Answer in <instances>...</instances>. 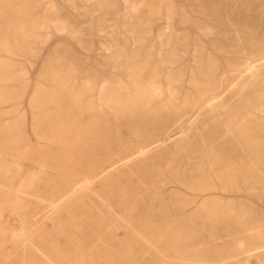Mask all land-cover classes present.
<instances>
[{
  "label": "rangeland",
  "instance_id": "1",
  "mask_svg": "<svg viewBox=\"0 0 264 264\" xmlns=\"http://www.w3.org/2000/svg\"><path fill=\"white\" fill-rule=\"evenodd\" d=\"M213 2L217 5H212ZM0 3V32L4 31L8 21L10 25L13 23L12 26H15L18 30L15 38L4 40L6 44L2 43L0 45V48H2L0 49V82L3 81L2 84L0 83V92H2L0 93V164H3V162L9 164L5 170H2L0 165V171L2 170L0 172V264H65L67 262L68 237L66 230L63 229L66 222V210L61 208V211L59 210V213L53 215L50 220L45 218L43 209L53 200L51 198L53 189L62 187L61 185L68 178L73 179V175L83 172L84 169L81 168L83 160L76 154L81 151H77L78 144L88 140V138L94 140L96 137V139L102 141L103 137H107L104 134L99 138L100 134L97 136L86 134L84 130H95L99 127L102 128V131L105 130L104 133L110 139H115L116 136L118 137V128L120 130L131 129L132 131L145 128L139 122L127 126V119L124 120V117L120 119L121 121L116 122L117 120L112 115L106 116L103 114L107 109L105 111L101 105V99L111 96L112 98L118 97L121 94L120 89L126 90L128 97L132 98L136 94L135 91L141 88H157V96L161 95L162 99L159 97V101L162 100V102L169 98L168 95L171 89L173 94L178 95V97L181 96L180 99L178 98L179 103L184 101L183 97L185 99L188 96L187 99L193 98L194 89H207L203 93L202 99L204 100L211 97L216 98L210 102H208L209 99L205 102L203 100V105L198 104L195 108L192 106L193 111L190 108L187 111L185 110V113L183 112L185 115L182 114L183 117L177 125H180L182 121V124H186V131L177 133L175 136L177 137L176 141L169 142L168 140L164 143L158 142L151 145L148 147L149 150H145L148 152L139 160H134L135 162L133 161L125 168L115 170L116 173L110 172L116 174L119 179L112 178L114 175L112 176L110 173L102 178L95 179L90 189L84 191L78 199L81 198L84 201L86 197L92 195L91 198L93 197V199L88 198V202L95 200L94 202L101 203L100 201L110 195L109 200L116 198L112 195L117 194L114 191L121 190L126 186H136L143 189L142 186L146 184L148 187L165 184L164 186L167 188L177 189L181 193L171 198L158 194H154L155 199L152 200L146 197L142 205L136 207L139 210L135 211L136 214L143 216L147 210L150 215L156 214L158 208H161L160 204L174 208H184L189 212H186L187 216L188 214L194 216L195 236L193 235L191 240L188 239L185 243L190 246L194 245V251L203 250L208 255L216 256L218 261L215 264H264L260 263L258 251L250 253L252 256L245 253L235 254L231 251L228 245H230L231 239L237 236L235 235L237 228L232 221L223 224L224 226L214 223L213 226L216 227L214 229L208 228L207 225H205V229H201L199 225L209 213L214 212L222 215L225 212H238L239 209L244 207L241 210L247 216L246 223L252 226L258 225V232L264 233V166L261 167L262 185L250 189L251 184L244 185V187L243 184H237L235 188H228L229 191L224 192L226 186L223 183H218L217 180L208 177L210 173L207 168V160L201 159L195 153V158L190 155V151L192 153L195 149V152L197 150L196 146L200 144V141L203 142L202 139L205 136L207 138L204 141L211 142L208 132L211 133L213 126H211L212 121L209 118L211 116H208V114L215 113L212 109L214 108V102L221 105L220 110L225 109L223 107L234 105V108L226 107V109L236 111L242 106L241 103L243 102H238L241 97H237L234 92L248 88V83L251 80L247 79L250 71H247L246 67L252 63V60H245L246 57L242 53L250 55L253 48L251 43L261 40V36H254L251 32L263 33L257 29L256 23L253 21L256 2L252 1L249 4V11L246 10L247 3H245V0H0ZM213 11H216L217 14H214ZM218 16L222 18L223 22ZM249 16L252 18L247 23L250 30L244 26L246 21H242ZM16 17L17 19H15ZM236 19L240 20V24L237 23ZM224 26L227 27V34L225 35L226 32L222 33L226 29ZM226 35L229 36V40ZM243 39H245L244 42ZM250 39H252V42ZM234 50L236 53H240L236 54ZM53 77L54 79H52ZM56 80H60L61 84L66 89L70 88L73 93L79 92L78 94L82 95L80 100L84 99L80 102L83 105L88 103L95 106L97 110L95 109L93 115L97 113L98 115L89 117L81 115V119L74 120L73 117L76 116L65 110L69 100L58 95V98L56 97L58 100L56 98H52L55 100L51 99L53 103L39 106L41 105L39 102H44L43 97L50 94L49 92L57 93L59 91L56 87ZM151 83L152 85H150ZM11 96L15 98L12 99ZM41 96L42 98H40ZM232 97L234 98L233 101ZM5 98H8V101ZM243 98H246V96L241 99L244 100ZM225 102L228 103L224 104ZM231 102H234V104ZM155 103V105H158L157 102ZM205 104L208 105L205 106ZM64 111L67 112L65 116ZM162 112L163 114L160 113L159 115V117L161 116V118H158L159 120L166 117V111L162 110ZM199 112L201 113L199 114ZM194 114L196 115L194 116ZM89 119L92 121L100 119L101 123L99 120L97 122L100 125L98 123L95 125L93 121V126H90V124L85 126L84 124ZM171 119L169 121H172ZM164 120L166 119L161 121ZM66 122L69 123L66 125ZM70 123H73V125ZM206 124L210 125L209 128ZM94 125L96 128H94ZM115 129L117 130L113 131ZM172 129L173 127H171ZM66 130L69 133H64ZM107 130L116 134L112 135L110 131L108 134ZM121 136H124V134H119V137ZM126 136L133 137L131 134H125ZM167 137L164 135L161 140H165ZM225 137L226 135L221 138L216 137L219 140L215 138L216 140H213L214 144L212 143L211 148L220 150L221 148H218L222 143L221 140ZM9 138L13 139V142ZM133 139H135V136ZM7 144L10 145V150ZM191 144L194 145V148L189 150ZM226 144L228 146L222 149L231 152L228 151L231 145ZM15 146H20V149ZM184 150H187L188 153ZM207 151V153L210 152L209 149ZM12 154L14 156H9ZM185 157L188 159H185ZM197 163L201 166L206 164L205 167L203 166L204 171L200 172L201 175H199V172V174L196 173ZM129 169L131 170L129 171ZM205 170L208 174L205 173ZM185 173L189 176L187 177ZM192 174L194 177L191 176ZM190 177L193 180H190ZM177 178L184 180L185 185L178 184ZM174 179L176 182H174ZM137 180H139L138 183ZM140 181L142 182L140 183ZM99 182L102 191H98ZM132 182L135 185L131 184ZM92 187L95 192L92 191ZM188 188H192V190ZM152 190H155V188ZM234 190L237 191L234 192ZM36 192H39V194ZM103 195H106L105 198ZM100 197L101 199H97ZM96 208L94 206V210L97 212ZM174 214L180 215L179 211L174 212ZM186 214L183 216L186 217ZM22 218L28 224V228L14 233L11 228L17 227ZM253 223L257 225H253ZM55 225H60V227ZM223 227H227V229L223 230ZM202 230L204 231L202 232ZM98 231L101 232L99 229H93L91 235L96 237ZM14 234H21V238H14ZM245 235L247 236V234ZM245 235L242 236L243 239H247ZM218 236L221 237L218 238ZM262 236L264 237V235ZM263 240L264 238L260 242L262 247H264ZM222 244L223 246H221ZM111 257L114 259L117 255ZM139 257L140 261L136 264H151L149 259L151 257L157 258V254L144 253L143 256L140 254ZM94 264H107V262H95Z\"/></svg>",
  "mask_w": 264,
  "mask_h": 264
},
{
  "label": "bare ground",
  "instance_id": "2",
  "mask_svg": "<svg viewBox=\"0 0 264 264\" xmlns=\"http://www.w3.org/2000/svg\"><path fill=\"white\" fill-rule=\"evenodd\" d=\"M252 1L256 2V4H255L256 8L254 11L255 14H254V18H253L254 20L253 21L256 23L257 29L261 30L263 33L258 34V33L251 32L254 36H256V35L261 36V40L259 42H252L251 41L252 39H250V41L252 42L251 45L253 47L251 50V54L248 55L244 52L242 53V54H244V57H246L245 60H247V59L252 60V63H250L246 67V70L250 71L249 75L247 76V79L251 80L248 83V88L247 89H240L238 91L236 90L234 92V94L239 98L246 96V98H243L244 100H242L241 98L238 100L239 103L243 102L244 104L241 103L242 106H240L239 109L235 108L238 111L237 110L233 111V109L232 110L231 109L227 110V109L232 108L234 105H232V107L226 106V107H228L227 109H226V107H223L225 109L220 110V108H222L221 105H218V102L217 103L214 102V108H212V109H213V112H215V113L211 112L212 115L208 114V116H211L209 118L212 121L211 126H213L211 133L208 132V137L211 139V142L210 141L207 142L206 140L204 141V139L207 138V136H205V138L202 139L203 142L200 141V144L198 146H196L197 150L194 152V150H195L194 149L192 153L190 151V155H192V157L196 156L195 154H197V156L201 157V159L203 158V159L207 160V162H208L207 168H208L209 173H210L208 175V177L213 178L214 180H217L218 183L219 182L223 183V185L226 186V188H227V189L225 188V190H223L224 192L229 191L228 188H230V189L232 187L235 188L237 184H243V187H244V185L251 184L250 189L256 188V187L263 184L262 183L263 182V179H262L263 176L261 175L262 174L261 173V171H262L261 167L264 166V0H245V3H247L246 4V6H247L246 10L247 11H249V4H251ZM211 4L217 5V3H215V2H213ZM6 11L8 12V10H6ZM133 13H135V12H133ZM213 13L217 14L216 11H213ZM29 14H30V12H29ZM31 14H32V11H31ZM13 15H14V13H13ZM6 16H8V15H6ZM23 18H24V16H23ZM218 18H220V17L218 16ZM15 19H17V17ZM250 19H252V18L249 16V17H246L244 20H242V21H246V25H244V26L249 30H250V27L247 26V23ZM220 20L223 22L222 18H220ZM216 21H217V17H216ZM236 21H237V23H239L240 20L238 21V19H236ZM5 23H7V22H5ZM12 24L10 25L9 21H8V25L5 26L4 31L0 32V45H2V43H5L4 40H10V38L16 37L18 30L16 29L15 26H12ZM225 28H226L225 31L222 32V33L226 32V33H224V35L227 34V31H226L227 27H225ZM19 29H20V27H19ZM228 35H226V36H228ZM223 36H221V37H223ZM225 37H224V39H225ZM228 40H229V36H228ZM244 40L245 39H243V42H244ZM25 44H24V46H25ZM0 49H2V48H0ZM28 49L32 50L31 48H28ZM224 49H226V48L224 47ZM229 52H230V50H229ZM231 52H233V51H231ZM234 52H235V50H234ZM1 53H3V52H1ZM237 53H240V52H237ZM9 55H11V54H9ZM134 60H136V59H134ZM255 62L257 64H253ZM212 67H209V68H212ZM212 70H214V69H212ZM56 72H57V69H56ZM55 74H57V73H55ZM55 74H54V76H55ZM44 78H45V76H44ZM52 79H54V77ZM8 81H9V79H8ZM2 82H0V83L2 84ZM4 82H6V81H4ZM6 83L8 84V82H6ZM61 83L62 82H60V80L57 81L56 87H58L59 91L57 90L58 91L57 93L56 92H52V93L49 92L50 94H47L45 97H43L44 102H42V101H40L41 103L39 102V104H41L39 106L51 104L50 103V102H52L51 99L56 98L58 95L61 97L63 96V97H65V99L69 100V103L67 102L68 105L66 106L67 109L65 107L64 108H65V110H68L74 116H76V117H73L74 120L81 119L80 118L81 115H84L87 117L98 115V113L93 115V113H95L94 111L97 110L95 106L88 104V103H87V105H83L82 102H80L81 100H84V99L80 100L82 95L80 96L78 94L79 92L75 94L72 92V90L70 88H69L70 90L66 89ZM196 84H199V83H196ZM150 85H152V83ZM5 86H7V85H5ZM206 90L207 89H194V97L193 98L190 97L191 99H187L189 96L186 99H185V97H183L184 101H182L180 103L178 102L179 101L178 98L180 99L181 96L178 97V95L173 94L172 89L170 90L171 92H169V95H168L169 98L167 97L168 99L166 98L167 99L166 101H164V102H162V100L159 101V99L160 98L162 99V97H161V95L157 96V88L156 89H153V88L152 89H145V88L144 89H142V88L137 89V91H135L136 94L132 98L128 97V93L126 92V90L124 91V89H120L121 94L118 95V97L116 96V98L115 97L112 98V96H111V97H106L104 99H101L102 107L104 108V110L107 109V111H108L107 112L105 110L107 113L103 112V114H105L106 116L112 115L117 120L116 122L121 121L120 119L122 117H124L123 118L124 120L127 119V126L130 124L134 125V124H136L135 122H137V123L139 122V124L140 123L143 124L145 126V128L144 129L142 128L141 130L138 129L135 131H132L131 129H124V130H120V128H118L119 130L115 129L113 131L117 130L118 137L116 136L115 139L113 138L114 140L110 139L109 136L106 133H104L105 130L104 131L101 130L102 128L98 127V129H95V130L94 129L93 130H91V129L84 130V133H86V134H91V135H95V136L100 134L99 138H101L105 134L108 138L103 137V140L101 141V139L100 140L96 139V137L93 140V138H92L93 136H92L91 137L92 139L88 138V140H84L83 142H81V144L80 143L78 144V150L77 149L76 150L77 151L81 150V151L77 152L76 154L78 155L79 158L81 157V159L83 160V166L84 167L83 166L81 167L82 169H84L83 172L80 174L77 173V174L73 175L74 176L73 179L68 178L67 181L63 185H61L62 187H60V188L57 187L55 190L53 189L51 191L52 192L51 198L53 200H51L50 204L46 208L43 209V211H45V218L46 219H50L53 215L59 213L58 211L61 208H64V210H66V212H65L66 213V215H65L66 216L65 217L66 222H65V228H63V229L66 230V235L68 237L67 238V246L68 247H66V248H69V249H68V252L66 251L68 253V255L66 258L67 262L65 264H94L95 262H102V261L107 262V264H124V263L136 264L140 261L139 255L141 254V256H143L144 253H149V254L156 253L157 254V258L154 259V257H151L149 259L151 264H185V263L186 264H215V262L218 261L216 259V256L208 255L207 252L205 253V251H203V250L194 251L195 250L194 245L190 246V245L185 244L188 239L191 240V238L193 237L195 225H194V216L192 214H188V216H187L186 212H188V211H186L184 208H181V207L174 208V207H169V206L164 205V204H160L161 208H158L159 210L156 214L150 215V213H148L149 212L148 210H147L148 212L145 211L143 216H141L140 214H136V212H135L137 210L136 207L138 208V206L142 205V203L144 202L146 197H148V199H151V200L155 199L154 194H158L161 196H169L170 198L173 196L175 197L181 193V191H179L177 189L167 188L166 186H164L165 184H163L162 186H157V187H154V186L148 187L146 184L145 186H142L143 189H139L136 186H126V187H123L122 189L120 188L121 190L114 191V192H117V194L116 193L112 194L113 197H116L113 200L108 199L111 195L108 198H105L106 195L105 196L103 195V197L106 200L105 199H103L105 201L98 200L101 203H96V202H94L95 200L88 202L87 201L88 198H91L92 195H90L88 198L86 197L87 199L86 198L84 199V201L86 200L85 202L81 198L78 199L79 197L82 196L84 191L86 192V190L90 189V186L95 179L102 178L106 174L109 175L110 172L113 173V172H115V170L125 168L128 165H130L134 160H137V159L139 160L140 157L144 156V154H146L148 152L145 150L148 149V147H150L151 145H154L155 143H158V142L164 143L165 141H168V140H169V142H172L173 140L176 141L177 137H175V136L177 135V133H179V132L183 133L186 131V127H185L186 124H182V121H181L180 125H177V123H179V121L182 119L183 115H185L184 114L185 110L187 111V109L191 108L193 111L196 105H198V104L203 105V103L206 100L208 101V99H209L208 102H210L216 98V97H211V98H206L205 100L202 99L204 96L203 93ZM0 93H2V92H0ZM45 94H46V92H45ZM101 94H102V92H101ZM235 95H234V97H235ZM42 96H44V95H42ZM42 96L40 98H42ZM229 96H231L230 93H229ZM227 97H228V95L226 96V99H227ZM11 98H12V96H11ZM14 98L15 97H13L12 99H14ZM57 98H56V100H58ZM230 98H228V99H230ZM9 99H10V97H9ZM5 100L8 101V98H5ZM52 100H55V99H52ZM203 100H204V102H202ZM233 100H234V98L232 97V101ZM236 100H237V98H236ZM2 102H5V101H2ZM63 102H64V100H63ZM91 102H93V101H91ZM155 102H157L158 105H155L156 104ZM228 102H225L224 104H226ZM234 102H231V103L234 104ZM94 103L96 104V102H94ZM61 104H64V103H61ZM207 105L205 104V106H207ZM192 106L194 108H192ZM38 108H40V107H38ZM162 110L166 111V115H165L166 117H162L163 119H166L164 121H161L163 119H161V120L158 119V118H161V116L159 117L160 113L163 114ZM189 111H191V110H189ZM207 111H208V109H207ZM48 113H50V112H48ZM66 113L67 112L64 113V116L66 115ZM187 113H190V112H187ZM200 113L201 112H199V114ZM196 114H194V116ZM40 115H42V114H40ZM47 116H48V114H47ZM101 117H103V116H101ZM170 118H172L171 119L172 121H169ZM204 118H205V116H204ZM44 119H45V117H44ZM92 119H94V118L92 117ZM136 119H140V120L136 121ZM206 119L208 120V118H206ZM63 120H65V118H63ZM99 120L100 119H98L97 121H99ZM201 120H202V117H201ZM93 121L91 119H89L84 125L87 126L90 124V126L91 125L93 126V124H92ZM97 121H94L95 125L97 123L99 124V122H97ZM204 121L205 120L203 119V122ZM50 122L52 123V121H50ZM57 122H58V120H57ZM67 123H69V122H66V125H67ZM100 123H101V120H100ZM70 124L73 125V123H70ZM70 124H69V126H70ZM117 124H119V123H117ZM206 125H208V124H206ZM209 126L210 125H208L207 128H209ZM171 127H173L172 130H171ZM94 128H96V126ZM202 130L204 131L203 128H202ZM208 130H210V129H208ZM6 131H5V133H6ZM107 131H108L107 133L109 134L110 130H107ZM113 131H110V132H112L110 134H112V135L116 134V133H113ZM65 132H68V131L66 130V131H64V133ZM9 133L11 134V132H9ZM53 133H55V132H53ZM121 133H122V135L124 134V136L119 137V134H121ZM125 134H131L133 137H130V136H129L130 138L127 136L125 137ZM164 135H166L168 137L165 140H161ZM224 135H226V137H225L226 139L224 138L221 140L222 143L220 144V147L216 145L217 147H219L218 149H220V148L221 149L220 150L212 149L211 145L214 144L213 142L216 139L223 137ZM134 136H135V139H133ZM216 137H218V138H216ZM228 138L230 141L228 140ZM9 139L11 142H13V139L12 140H11V138H9ZM181 143H183V142H181ZM226 143H229L231 145V146H229V150H228L231 152H226L227 149H225V150L222 149V148H226V146H228V144H226ZM193 144H191L192 146H190L189 150L194 148ZM7 146H8V144H7ZM15 147H17V146H15ZM15 147H14V149H15ZM19 147H17V148L20 149ZM230 147L232 148L231 150H230ZM168 148H169V146H168ZM181 149H183V148L181 147ZM208 149L210 151L209 153H207ZM6 150H8V149L6 148ZM9 150H10V147H9ZM4 152H5V149H4ZM10 153H11V151H10ZM80 153L82 156L80 155ZM186 153H188V152H186ZM183 155H184V153H183ZM9 156H14V155L12 154ZM185 156H187V155H185ZM185 159H188V158L185 157ZM198 160H200V159H198ZM205 160H203V161H205ZM197 164H196V167L198 169H197V171L195 170L196 173L203 172L204 167H205L204 165H206V164L202 163L204 167L199 165V164H198V166H199L198 167ZM0 165H1V169L5 170L8 168L9 164H7V162H3V164H0ZM135 167H137V166H135ZM189 167H190V165H189ZM123 170L125 171L126 169H123ZM130 170L131 169H129V171ZM187 170H189V169H187ZM205 173H207L206 170H205ZM186 174L187 173H185V175ZM111 175L113 176L114 174H111ZM119 175H120V173H119ZM199 175H201V173ZM186 176L188 177L189 175H186ZM191 176L194 177L193 174ZM183 177H184V175H183ZM112 178L119 179L118 176H116V174ZM107 179H109V178H107ZM184 179H185V177H184ZM177 180H178L177 181L178 184H184L185 185V183L183 182L184 180L182 181L180 178H177ZM190 180H193V179H191V177H190ZM190 180H189V182H190ZM210 180H212V179H210ZM107 181H109V180H107ZM113 181H115V180L113 179ZM138 181L139 180H137V183H138ZM141 182L142 181H140V183ZM174 182H176L175 179H174ZM131 184H133V182ZM99 185H101L100 182H99L98 186ZM133 185H135V184H133ZM100 188L101 187L99 186V190L98 189L97 190L102 191ZM153 188H155V190L151 191V189H153ZM188 189L192 190V188H188ZM205 190H207V189H205ZM205 190H200V191L203 192ZM92 191H94L93 187H92ZM235 191H237V190H234V192ZM91 192H90V194H91ZM36 193L39 194V192H36ZM107 194H109V193L107 192ZM87 195H84V196H87ZM93 195H96V194H93ZM91 199H93V197ZM97 199H101V197L97 198ZM94 206L97 207L96 208L97 212L94 210ZM242 208H244V207H242ZM241 209H239L238 212H235L234 211L235 209H234L233 210L234 212H232V211L231 212H225L222 215H219L220 213L218 214V213H214V212L209 213V215H206L207 217L202 219V221L199 223V225H200L201 229H205L204 228V227H206L205 225H207L208 228L214 229V228H216L213 226L214 223L215 224L217 223L218 225L221 224V226H224L223 224H226L228 221H232L234 226L237 228V233L235 234L237 236L235 238L231 237L232 239L230 238L231 242H230V245H228V246L230 247L231 251H233L235 254L236 253H239V254L245 253V254H248V256L250 253L258 251L257 254L260 258V263H264V249H263L264 247H262L260 244V242L264 238L262 236V235H264V233H260L257 230V228H258L257 224L259 223V221L257 222V224L253 223V225H257V226H252L251 224L250 225L247 224L246 223V217L247 216L242 212L243 209L242 210ZM19 210H21V209H19ZM22 211H19V212H22ZM93 211H95V212H93ZM137 211H139V210H137ZM177 211H179V213H180V215H178V216L176 214H174V212H177ZM17 214H18V212H17ZM185 214H186V217L183 216ZM18 215H20V213ZM158 215H159V217H158L159 219L157 218ZM195 219H196V217H195ZM255 222H256V220H255ZM59 223H61V222H59ZM60 225H55V226L60 227ZM261 227H263V226H261ZM27 228H28V224H26L24 218H22L20 220V224L17 227L11 228V229H13L14 233L15 232L17 233V231H24ZM93 229H99V230H101V232L98 231V234L96 235V237H94L91 235V232ZM222 229L223 230L227 229V227H223ZM203 231L204 230H202V232ZM206 232H209V231H206ZM211 232H212V230H211ZM222 233H225V232H222ZM204 234H205V232H204ZM245 234H247V236ZM210 235H211V233H210ZM243 235H245L247 237V239L246 238L243 239V237H242ZM13 236H14V238L15 237L21 238L20 237L21 234L20 235L14 234ZM207 237H208V235H207ZM220 237L218 236V238H220ZM120 238H122V239H120ZM215 238H217V237H215ZM213 240H214V237H213ZM208 243H210V242H208ZM210 246H211V244H210ZM221 246H223V244ZM228 246H226V247H228ZM199 247H197V248H199ZM95 252H96V254H95ZM112 255H114V256L117 255V257L113 259L111 257ZM240 256H242V255H240ZM46 261H47V259H46Z\"/></svg>",
  "mask_w": 264,
  "mask_h": 264
}]
</instances>
